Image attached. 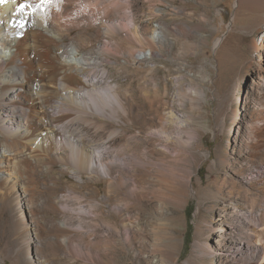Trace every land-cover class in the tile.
I'll list each match as a JSON object with an SVG mask.
<instances>
[{
	"label": "bare ground",
	"instance_id": "6f19581e",
	"mask_svg": "<svg viewBox=\"0 0 264 264\" xmlns=\"http://www.w3.org/2000/svg\"><path fill=\"white\" fill-rule=\"evenodd\" d=\"M21 2L25 0H5L0 4V164L14 159L16 165L13 167L17 168L22 162L20 166L31 175L27 177L23 173L15 177L25 184L33 180L32 173L49 172L50 182L45 186L49 197L45 200L53 212L66 213L60 206L58 190L69 168L97 184L106 182L104 199L115 206L107 217L119 216L121 221L105 224L103 228L100 225L99 232L95 233L101 234L107 244L104 251L108 264H120L121 258L109 255L107 251L121 246L120 240L124 239L129 251L136 253L134 237H145L147 231L140 221L142 214L151 207L145 200L146 193L153 191L162 205L171 202L178 206L184 201L190 183L185 173L177 176L160 174L163 175L162 182L152 181L150 177L155 173L154 166L166 169L173 165L186 171L188 160L183 155H176L177 151L172 147L174 144L181 147L190 144L184 140L187 131L181 123L186 120V115L177 112L171 118V111L176 110L172 105L170 112L163 113L157 123L142 118L137 130L148 137V151L145 153L140 149L138 134L130 136L137 142L133 144L127 139L123 126H136L137 120L143 116L139 109L135 110V94L130 87L110 81L109 64L112 63L121 69L129 63L132 66L137 64L132 67L133 71L143 69L146 75L153 74L155 70L150 63L160 54L157 45L166 41L164 28L154 25L152 32L148 25L134 23L131 26L127 21L134 20L135 13L132 10L128 18L123 16L130 4L124 0H52L35 11L29 8L23 13L16 10ZM27 2L35 7L39 0ZM20 20L27 21L24 28L15 26ZM263 38L261 43L255 42L257 51H263ZM220 43L221 39L216 46ZM262 72L264 70L254 77V107L258 115L252 118V136L248 138L254 147L258 139L255 124L264 125ZM143 79L147 82L148 76ZM154 81L152 87L157 93L159 87ZM156 97H146L151 106ZM172 121L176 125H171ZM191 138L193 140L195 136L191 135ZM155 149L163 155L158 159L159 164L155 161ZM243 159V176L250 187L261 194L264 192V165L248 155L243 154ZM58 166L59 173L55 174ZM3 172L5 169L0 168V173ZM84 186V183L73 182L61 190L78 192L85 201L95 200L98 189L88 192L84 191ZM258 193L257 196L250 193V204L233 199L226 207V213L230 215L227 227L221 232L209 230V239L218 234L221 236L217 248L223 252L231 251L226 255L215 253L213 256H218L219 262L229 264L234 259L247 264L251 259L264 264V197ZM0 200H3L0 210L12 223L10 229L0 224V240L6 242L0 248V252L5 253V256L0 253V264L6 258H10L12 264H50L43 250L44 225L38 217L39 202H36L34 193L29 189L21 192L7 190ZM259 200L262 205L257 208L255 203ZM126 221L132 223L133 228L128 227ZM76 228L63 220L57 224L56 232L67 236ZM79 228L83 229L82 223ZM125 230L127 237L124 236ZM159 232L161 235L171 233L165 227L159 228ZM70 240L66 238L60 244L69 248L70 254L77 258L83 252L77 247V254L75 243L72 247ZM205 248L216 251L212 243ZM91 251L83 255L95 257ZM29 255L31 262L27 259Z\"/></svg>",
	"mask_w": 264,
	"mask_h": 264
},
{
	"label": "rangeland",
	"instance_id": "374dc122",
	"mask_svg": "<svg viewBox=\"0 0 264 264\" xmlns=\"http://www.w3.org/2000/svg\"><path fill=\"white\" fill-rule=\"evenodd\" d=\"M127 1L130 2L129 8L124 10L126 13L123 16L128 18V13L133 10L136 17L134 20L128 19L131 26L134 23L148 25L151 31L155 28L154 25L161 26L166 35V41L157 45L160 54L150 63L155 70L153 74L146 75L143 69L133 71L132 67L137 64L132 66L129 63L122 69L118 64H109L110 81L131 88L137 103V108L134 109H139L144 116L137 120L136 126L123 125L126 127L127 139L136 144L130 136L138 134L141 139L140 144L138 143L140 149L147 153L148 137L137 130L141 119L157 123L159 117L170 112V107L175 105L176 110L171 111L170 116L174 118L177 112L186 115V120L181 123L187 131L184 140L190 144L184 147L174 144L172 147L177 151L176 155H183L188 160L186 171L178 170L173 165L166 169L154 166L155 173L150 177L152 181L162 182L163 175L160 174L177 176L185 173L190 183L184 201L178 206H173L171 202L164 206L153 191L147 192L145 200L151 207L140 217L147 231L145 237H134L136 253L129 251L124 239L120 240L121 246L107 252L117 259L121 258L120 264H225L218 261V256L213 255H226L231 251L223 252L217 248L221 236L218 234L209 239V230L221 232L227 227L230 215L226 213V207L235 199L250 204V195L257 196L258 191H254L243 176V154L264 165V125L255 124L257 146L254 147L248 139L252 136V118L258 115V110L254 107V77L264 70V0H124ZM262 38L263 51H257L255 42L261 43ZM219 39L221 43L216 46ZM144 65L147 63L144 62ZM262 74L264 75L263 72ZM143 76H148L147 82ZM153 81L158 84L157 93L152 87ZM148 96L152 99L158 96L152 106L146 98ZM178 103L181 105L177 106ZM172 124L176 125L175 121ZM191 135L196 139L192 140ZM154 151L155 161L159 164L158 159L163 155L156 149ZM10 161L0 164V168L5 169V172L0 173V196L3 197L7 190L21 192L29 189L34 193L36 202H39L38 217L44 225L42 232L48 240L45 239L46 246L43 245L48 262L108 264L107 253L104 251L108 248L107 244L103 242L101 234L95 232H99L98 227L103 228L105 224L121 220L119 216L114 219L107 217L115 206L104 199L106 182L97 184L69 168L68 175L60 182L58 190L60 206L66 213L53 212L45 200L49 197L45 186L50 182L51 174L47 171L32 173L33 180L25 184L15 177L26 173L24 167L20 166L22 162L16 168L13 167L16 165L15 160ZM154 164L157 165L156 162ZM59 167H56L55 174L59 173ZM26 174L27 177L31 175ZM73 182L84 183V191L97 188L95 200L85 201L78 192L61 190ZM260 193L258 194L263 198L264 192ZM1 201L3 200H0V208ZM255 205L257 208L261 207L262 201L259 200ZM27 208L26 205V213ZM63 220L74 228L77 227L75 232L69 234L71 238L56 232L57 224ZM6 221L11 219H7L6 213L1 209L0 224L12 228V223L7 224ZM81 223L83 229L79 228ZM125 223L133 228L132 223ZM164 227L171 233L161 235L159 228ZM31 229L34 234V228ZM126 231L125 237L128 236ZM66 238L71 239L72 247L75 243L76 248L82 250L83 253L79 252L84 258L78 253V248L75 249L79 254L77 258L70 254L69 248H63L61 244ZM38 241L37 239L36 242ZM4 242L0 240V248L5 245ZM210 243L214 245L215 252L205 248ZM88 250H92L95 257L90 259L83 255ZM0 253L5 256L4 252ZM30 256L27 258L29 261ZM3 264H12V260L6 258ZM229 264L243 262L232 259ZM247 264L258 263L250 259Z\"/></svg>",
	"mask_w": 264,
	"mask_h": 264
},
{
	"label": "snow or ice",
	"instance_id": "6c2138e0",
	"mask_svg": "<svg viewBox=\"0 0 264 264\" xmlns=\"http://www.w3.org/2000/svg\"><path fill=\"white\" fill-rule=\"evenodd\" d=\"M5 0H0V4L4 3ZM52 0H39V3H37L35 5V7H33V5L30 2H27V0H25V2H21L19 3V5L17 6V12H25L26 9L31 8L32 11H35L36 9H39L49 3H51ZM30 14V13H28ZM27 21L26 20H20L18 22H16L15 26L19 27V28H24L26 26Z\"/></svg>",
	"mask_w": 264,
	"mask_h": 264
}]
</instances>
